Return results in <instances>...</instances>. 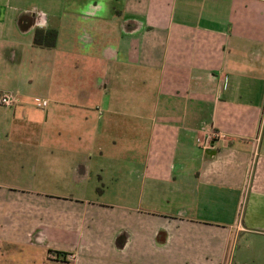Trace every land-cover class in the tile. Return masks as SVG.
<instances>
[{
    "label": "crops",
    "instance_id": "crops-1",
    "mask_svg": "<svg viewBox=\"0 0 264 264\" xmlns=\"http://www.w3.org/2000/svg\"><path fill=\"white\" fill-rule=\"evenodd\" d=\"M4 94L1 264H264V3L0 0Z\"/></svg>",
    "mask_w": 264,
    "mask_h": 264
},
{
    "label": "rangeland",
    "instance_id": "rangeland-1",
    "mask_svg": "<svg viewBox=\"0 0 264 264\" xmlns=\"http://www.w3.org/2000/svg\"><path fill=\"white\" fill-rule=\"evenodd\" d=\"M88 1L89 0H85V2H88ZM37 57L38 56H36V58ZM24 58H25V60H24L25 62H30V63L25 68H22L23 71L24 72L26 71V73H28V75L30 74V77L32 79H41L42 78V69H41V65H39V63H41L42 60L35 61V62H37L36 63L37 65L33 67V70H31V67H32L31 64H32V61L35 59V56L29 54V55H26ZM39 91L41 92V90H39ZM33 97L37 98V99L34 98L35 100L33 99V103H34L35 107L37 109H41V106H38V104H41L43 102L42 98L37 93H34ZM114 211L120 212L119 209H115ZM23 249L25 250L26 247L24 246L23 248H21V250H23ZM36 255H38V254H36ZM15 258H19L20 260H13L14 264H64L62 262L57 263V262L53 261L50 263V262L41 261V259L45 258V256L41 257L39 260H38V256L35 257L36 261L31 260L30 258L22 259L23 258L22 255H15ZM44 261H47V260H44ZM0 264H1V262H0ZM2 264H13V263H12L11 259H3Z\"/></svg>",
    "mask_w": 264,
    "mask_h": 264
},
{
    "label": "trees",
    "instance_id": "trees-1",
    "mask_svg": "<svg viewBox=\"0 0 264 264\" xmlns=\"http://www.w3.org/2000/svg\"><path fill=\"white\" fill-rule=\"evenodd\" d=\"M56 40L55 32H43L36 30L34 33L33 44L36 47H46L51 48L54 46Z\"/></svg>",
    "mask_w": 264,
    "mask_h": 264
},
{
    "label": "built area",
    "instance_id": "built-area-1",
    "mask_svg": "<svg viewBox=\"0 0 264 264\" xmlns=\"http://www.w3.org/2000/svg\"><path fill=\"white\" fill-rule=\"evenodd\" d=\"M259 2L264 3V0H257ZM16 97L15 94H4L0 97V105L11 107L14 103H16ZM46 105V102L43 101L41 104H38V106L44 107Z\"/></svg>",
    "mask_w": 264,
    "mask_h": 264
}]
</instances>
